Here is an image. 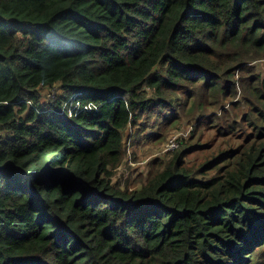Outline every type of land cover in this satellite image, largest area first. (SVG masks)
Masks as SVG:
<instances>
[{"label":"trees","instance_id":"trees-1","mask_svg":"<svg viewBox=\"0 0 264 264\" xmlns=\"http://www.w3.org/2000/svg\"><path fill=\"white\" fill-rule=\"evenodd\" d=\"M261 60L264 0H0V264H264Z\"/></svg>","mask_w":264,"mask_h":264},{"label":"rangeland","instance_id":"rangeland-1","mask_svg":"<svg viewBox=\"0 0 264 264\" xmlns=\"http://www.w3.org/2000/svg\"><path fill=\"white\" fill-rule=\"evenodd\" d=\"M256 65H257L258 70L261 73H262V71L264 72V60H261V61L256 62ZM54 89H56V92L55 91L54 92L53 91H50V89L44 90L43 91L44 97H52V96H54L60 90L59 89V85L58 86H55ZM69 99L70 98H67L66 101L63 104V109L64 110H67L68 112H69V110L71 108H73L72 104H70L71 101H69ZM186 127L187 126L183 125L181 128H179L178 131L173 132L174 131L173 130L169 134V136H168L167 139H169L171 136L173 137L175 135H179L180 138H182L183 135L184 136H188L189 135V132H190V130L192 128L189 126L187 129L181 130V129H184ZM129 131H130V136H131L132 133H133V130H129ZM127 140H128V146H129V150L127 152V160H128V163L131 166H133V167L144 168L145 167V162L147 160H150L151 157L153 156L151 154L149 155V152H152V153L156 154V153H161V151H162V149H161L162 148V144L160 142L156 141L154 137L153 138H145V139H142V141L140 142V144H136V145H133V143L131 145V137L127 138ZM165 142L168 143L167 140H165ZM146 152H147V155L145 156V153ZM135 156H137L136 159L139 160L138 162H135V159H134ZM119 168H121V167H119ZM124 169L125 168H121L120 170L116 171V174L113 176V179L115 181H120V183H121L122 186H125L126 185L125 175H123V173H121ZM132 171L134 172V170H132ZM137 172L138 171H136V173ZM140 174H141V172L135 174L133 176V178L134 177L137 178ZM128 175H129V173H128ZM131 184H133V181H131ZM131 186H134V185H131Z\"/></svg>","mask_w":264,"mask_h":264},{"label":"built area","instance_id":"built-area-1","mask_svg":"<svg viewBox=\"0 0 264 264\" xmlns=\"http://www.w3.org/2000/svg\"><path fill=\"white\" fill-rule=\"evenodd\" d=\"M78 95H79V93H76V94L72 95L69 99V101H71L70 104H72V106L74 108V109L71 108L69 110L70 114L74 113L73 111L79 110L80 108H82L81 101L78 100V98H77ZM83 109H91V105L88 104V105L84 106ZM180 143H181V140H180L179 135H175L173 137H170L168 143L166 144V150H174L177 147H179Z\"/></svg>","mask_w":264,"mask_h":264},{"label":"crops","instance_id":"crops-1","mask_svg":"<svg viewBox=\"0 0 264 264\" xmlns=\"http://www.w3.org/2000/svg\"><path fill=\"white\" fill-rule=\"evenodd\" d=\"M132 135H133V133H132ZM132 135L130 136L131 138H132Z\"/></svg>","mask_w":264,"mask_h":264},{"label":"bare ground","instance_id":"bare-ground-1","mask_svg":"<svg viewBox=\"0 0 264 264\" xmlns=\"http://www.w3.org/2000/svg\"><path fill=\"white\" fill-rule=\"evenodd\" d=\"M204 20V19H203ZM158 99V98H157Z\"/></svg>","mask_w":264,"mask_h":264}]
</instances>
